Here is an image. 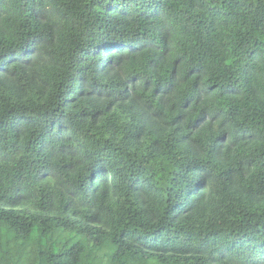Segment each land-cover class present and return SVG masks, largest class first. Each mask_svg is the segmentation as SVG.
<instances>
[{"label":"trees","instance_id":"trees-1","mask_svg":"<svg viewBox=\"0 0 264 264\" xmlns=\"http://www.w3.org/2000/svg\"><path fill=\"white\" fill-rule=\"evenodd\" d=\"M0 264H264V0H0Z\"/></svg>","mask_w":264,"mask_h":264}]
</instances>
